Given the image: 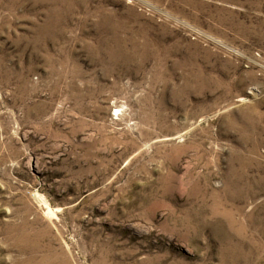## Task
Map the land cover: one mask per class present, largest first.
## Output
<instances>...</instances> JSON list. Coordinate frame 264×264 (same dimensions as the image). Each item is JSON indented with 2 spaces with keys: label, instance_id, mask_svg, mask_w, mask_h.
<instances>
[{
  "label": "rangeland",
  "instance_id": "374dc122",
  "mask_svg": "<svg viewBox=\"0 0 264 264\" xmlns=\"http://www.w3.org/2000/svg\"><path fill=\"white\" fill-rule=\"evenodd\" d=\"M0 264H264V0H0Z\"/></svg>",
  "mask_w": 264,
  "mask_h": 264
}]
</instances>
